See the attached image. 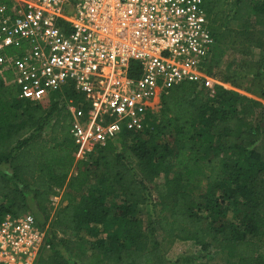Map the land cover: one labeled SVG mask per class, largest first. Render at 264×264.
I'll use <instances>...</instances> for the list:
<instances>
[{"label": "trees", "instance_id": "trees-1", "mask_svg": "<svg viewBox=\"0 0 264 264\" xmlns=\"http://www.w3.org/2000/svg\"><path fill=\"white\" fill-rule=\"evenodd\" d=\"M203 6L216 40L204 69L229 87L159 83L145 103L143 130H124L83 159L61 98L70 90L21 100L0 62V219L30 213L46 225L42 264H168L157 231L192 241L206 259L197 264H208L212 248L233 264H264V0ZM226 49L240 55L232 70L220 68ZM129 74H139L137 62ZM148 181L158 213L144 217L137 206L149 201ZM61 187L71 198L50 218L49 197ZM66 233L78 234L94 258L73 256Z\"/></svg>", "mask_w": 264, "mask_h": 264}, {"label": "built area", "instance_id": "built-area-1", "mask_svg": "<svg viewBox=\"0 0 264 264\" xmlns=\"http://www.w3.org/2000/svg\"><path fill=\"white\" fill-rule=\"evenodd\" d=\"M215 46L203 0L0 4V62L14 73L17 97L42 101L70 90L61 98L79 159L124 130H143L145 103L159 83H217L204 69ZM132 62L136 76L129 74ZM34 219L30 213L0 219V264H42L46 225Z\"/></svg>", "mask_w": 264, "mask_h": 264}, {"label": "rangeland", "instance_id": "rangeland-1", "mask_svg": "<svg viewBox=\"0 0 264 264\" xmlns=\"http://www.w3.org/2000/svg\"><path fill=\"white\" fill-rule=\"evenodd\" d=\"M259 55H261V52L257 47H254V49L252 50L251 59L257 60L259 58ZM239 57L240 55L236 51H233L232 49H226V52L224 53V56L222 57L220 63V68L223 70L224 68L229 67V69L232 70L233 67H236V62L239 60ZM229 61L231 62L232 66L231 65L227 66ZM213 78L217 81V83L215 84H220L229 87L228 83L222 82L219 78L216 77ZM245 86H248V84H246ZM233 90L239 92L240 94L246 95L247 97L257 99L255 95L243 90L242 87H238ZM47 132H48V127L45 128V133ZM0 168L6 169L5 166L2 165H0ZM158 181L159 180H157L156 183ZM147 183H148V188L151 190L149 201L146 204H140L137 206L139 213L144 217H146L148 212L150 211L156 214L158 213V206L156 208L152 206L153 202L159 200L158 194L155 191L156 184H154L153 181H148ZM186 187L188 188V185H186ZM52 196H56L57 200H51L50 198ZM70 198L71 197L68 194V191L65 187L57 188L56 193H54L49 197L48 205L50 208L49 209L50 218L52 217L55 210L65 205ZM65 235H64L65 241L66 243H68V247L71 248L73 256H75L77 253L81 251H84V254L82 255L84 259H88L91 257L94 258L93 257L94 253L87 250V246L84 245L80 239H78L77 237L78 234L66 233ZM157 241L159 244V248L164 254V257L166 258L168 264H197L199 262H203L206 260L202 257L200 258V255L202 253L200 252L199 248L192 243V241L189 240L180 241L173 238H170V240L163 239L159 231H157ZM78 243H81L83 245L81 246L82 248L80 247L78 249L77 246ZM260 252L264 253V246H262ZM209 258L210 260H208V264H233V261H229L227 258H225V255L219 252L218 249L212 248L210 250Z\"/></svg>", "mask_w": 264, "mask_h": 264}, {"label": "crops", "instance_id": "crops-1", "mask_svg": "<svg viewBox=\"0 0 264 264\" xmlns=\"http://www.w3.org/2000/svg\"><path fill=\"white\" fill-rule=\"evenodd\" d=\"M12 73H13V71H12ZM13 77L15 78V76H14V73H13ZM14 78H13V81H14ZM15 84V83H14ZM16 86V85H15ZM2 165V164H1ZM2 166H5V165H2ZM5 168H6V166H5Z\"/></svg>", "mask_w": 264, "mask_h": 264}]
</instances>
